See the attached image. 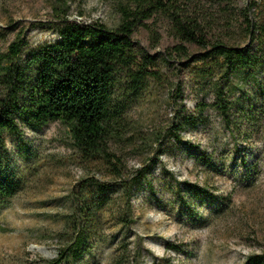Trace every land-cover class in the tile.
<instances>
[{
    "label": "rangeland",
    "instance_id": "obj_1",
    "mask_svg": "<svg viewBox=\"0 0 264 264\" xmlns=\"http://www.w3.org/2000/svg\"><path fill=\"white\" fill-rule=\"evenodd\" d=\"M124 1L0 0V52L19 32L26 41L24 57L58 43L63 16L114 27ZM245 4L255 5L250 20L264 18V0L239 1L230 12L213 9L207 18L216 36L233 45L249 44L243 32ZM203 6L209 7L206 2ZM59 7L65 9L62 15ZM151 26L153 36L144 29L135 34L133 54L139 63L152 56L147 71L157 75L127 108L129 140L108 143L123 161L125 184L103 161L85 159L74 148L68 127L59 122L26 129L21 137L4 135L8 171L21 190L0 207V264L54 259L56 236L66 228L75 203L80 206L84 200L93 210L82 217L84 223L91 218L87 225L93 246L83 264H112L124 240L131 247L141 244V264H245L248 255L264 251V91L244 75L225 79L215 72L203 78L209 62L168 60L176 44L170 27L165 20ZM257 79L264 81V73ZM215 82L228 87L234 101L235 137L213 110L206 112L205 124L180 130L178 112L193 113L201 103L212 104ZM186 182L208 194L197 196ZM123 216L134 222L127 226ZM169 242L183 251L168 252Z\"/></svg>",
    "mask_w": 264,
    "mask_h": 264
},
{
    "label": "trees",
    "instance_id": "obj_2",
    "mask_svg": "<svg viewBox=\"0 0 264 264\" xmlns=\"http://www.w3.org/2000/svg\"><path fill=\"white\" fill-rule=\"evenodd\" d=\"M239 1L247 2L125 0L117 7L118 22L114 27L97 22L86 24L63 16L58 27L60 41L33 49L26 57V41L19 32L8 48L0 52V207L7 206L21 190L20 181L8 171L9 153L4 135L21 137L26 129L39 130L52 122L68 127L74 148L85 159L103 161L117 181L125 184L123 161L109 151L108 143L129 140L131 123L127 108L142 96L147 81L157 75L156 71H147L152 56L139 63L133 54L135 34L144 29L153 36L154 22L165 20L176 41L167 54L168 60L178 57L209 62L208 69L202 70L203 78L212 77L215 72L225 79L244 75L255 82L258 90L264 91V81L257 79V74L264 73V18L250 20L255 5L245 4L241 11L243 32L249 44L233 45L216 36L207 18L213 9L230 12ZM203 2L209 7H204ZM57 11L62 15L65 9L59 7ZM193 49L200 52L194 53ZM227 88L215 82L212 104L201 103L193 113L179 111V129H195L205 124L209 121L206 112L213 110L220 118V125L235 137L232 119L235 104L229 99ZM175 138L180 140V135L176 134ZM199 154L204 161L209 160L204 152ZM185 184L197 196L208 194L204 188ZM92 211L86 200L80 206L75 203L66 228L56 236L57 255L45 264H83L93 244L88 234L91 218L84 223L82 217L85 212L91 216ZM121 222L128 226L134 221L123 216ZM131 245L124 240L112 264H141V244ZM166 250L183 251L170 242ZM164 263L168 261L158 264ZM245 264H264V251L248 255Z\"/></svg>",
    "mask_w": 264,
    "mask_h": 264
}]
</instances>
